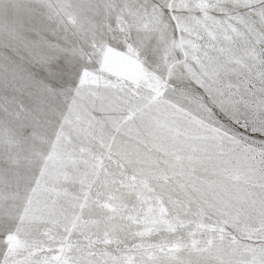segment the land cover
<instances>
[{
  "label": "snow or ice",
  "instance_id": "1",
  "mask_svg": "<svg viewBox=\"0 0 264 264\" xmlns=\"http://www.w3.org/2000/svg\"><path fill=\"white\" fill-rule=\"evenodd\" d=\"M0 264H264V0H0Z\"/></svg>",
  "mask_w": 264,
  "mask_h": 264
}]
</instances>
